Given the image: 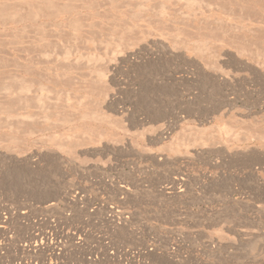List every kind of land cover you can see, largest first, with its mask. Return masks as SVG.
<instances>
[{"label":"rangeland","instance_id":"374dc122","mask_svg":"<svg viewBox=\"0 0 264 264\" xmlns=\"http://www.w3.org/2000/svg\"><path fill=\"white\" fill-rule=\"evenodd\" d=\"M0 24L32 63L0 76V264H264V0H0Z\"/></svg>","mask_w":264,"mask_h":264},{"label":"bare ground","instance_id":"6f19581e","mask_svg":"<svg viewBox=\"0 0 264 264\" xmlns=\"http://www.w3.org/2000/svg\"><path fill=\"white\" fill-rule=\"evenodd\" d=\"M34 3V0H29V4L32 5ZM246 24V23H244ZM1 26V24H0ZM244 64V63H243ZM238 65V64H236ZM234 65V66H236ZM11 63L8 61H0V76L9 74V75H25L29 73L26 68L31 67L32 63L30 62H15L13 63V69H8L7 67H10ZM246 66H249L248 64ZM238 67V66H237ZM236 67V68H237ZM240 67V65H239ZM250 67V66H249ZM241 68V67H240ZM248 68V67H247ZM246 68V69H247ZM239 69V68H238ZM251 70V67H250ZM234 75V74H233ZM209 76V75H208ZM216 76V75H215ZM228 84V83H227ZM226 84V85H227ZM230 85V84H229ZM22 93V90H17L14 88V85L12 83L5 84L4 82L0 81V96H8V97H13V96H18ZM229 112V111H228ZM227 113V112H226ZM223 115V111L221 113ZM4 117L8 118H19L20 113L18 111H12L6 108H1L0 107V119ZM221 117V116H220ZM217 118V117H216ZM263 170V169H262ZM260 177V176H259ZM261 181V180H260ZM263 182V181H262ZM263 189H264V183H263ZM2 230V229H1ZM236 232V231H235ZM238 232V231H237ZM240 232V231H239ZM45 237V236H44ZM262 241L264 242V236L258 237V239H254L252 243L248 244V247L250 248L252 255L257 256L258 255V249L259 245L262 244ZM43 242V241H42ZM46 243V242H45Z\"/></svg>","mask_w":264,"mask_h":264},{"label":"crops","instance_id":"0c3cea01","mask_svg":"<svg viewBox=\"0 0 264 264\" xmlns=\"http://www.w3.org/2000/svg\"><path fill=\"white\" fill-rule=\"evenodd\" d=\"M258 224H259V223H256V221H255V222H253L252 225H251V224H250V225H251L253 228H255V226H257ZM257 227H258V226H257ZM258 237H262V236H255V237L252 239V241H253L254 239H255V240L258 239ZM252 241H251V242H252ZM251 242H250V243H251ZM247 244H249V243H247ZM247 244H246V245H247ZM258 253H259V254H263V253H264V242H263V241H262V244L259 245ZM247 254H249V253H247Z\"/></svg>","mask_w":264,"mask_h":264}]
</instances>
